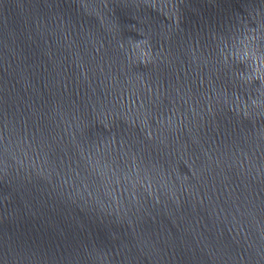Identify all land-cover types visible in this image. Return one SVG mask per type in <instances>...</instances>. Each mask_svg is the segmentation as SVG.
I'll return each mask as SVG.
<instances>
[{
    "label": "water",
    "instance_id": "95a60500",
    "mask_svg": "<svg viewBox=\"0 0 264 264\" xmlns=\"http://www.w3.org/2000/svg\"><path fill=\"white\" fill-rule=\"evenodd\" d=\"M0 264H264V0H0Z\"/></svg>",
    "mask_w": 264,
    "mask_h": 264
}]
</instances>
